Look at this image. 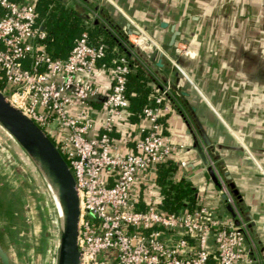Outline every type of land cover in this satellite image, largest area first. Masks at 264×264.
<instances>
[{
	"label": "built area",
	"instance_id": "obj_1",
	"mask_svg": "<svg viewBox=\"0 0 264 264\" xmlns=\"http://www.w3.org/2000/svg\"><path fill=\"white\" fill-rule=\"evenodd\" d=\"M128 22L130 40L144 52L164 51L142 26ZM45 38L33 0H0V90L50 136L76 178L82 264H258L247 223L236 225L208 207L204 195L193 208L161 206L158 165L177 161L188 148L164 131L170 85L133 123L126 56L107 61L108 45L88 30L66 58L52 56ZM183 55L195 57L185 41L169 61L192 82L178 62ZM188 164L178 162L176 175ZM218 194L230 198L223 180Z\"/></svg>",
	"mask_w": 264,
	"mask_h": 264
},
{
	"label": "crops",
	"instance_id": "obj_2",
	"mask_svg": "<svg viewBox=\"0 0 264 264\" xmlns=\"http://www.w3.org/2000/svg\"><path fill=\"white\" fill-rule=\"evenodd\" d=\"M68 1L84 7L93 14V20L100 21V24H95L93 20L88 23L102 28L105 26L117 37L121 28L131 19L162 44L164 39L170 38L172 25L181 33L184 32L181 21L186 18L172 16L181 8L188 13L189 22L197 25L191 38L192 46L199 56L195 61L187 63L192 82L178 76L171 69L159 68L156 73L150 62L137 58L152 74L156 94L167 84H174L179 90L188 93L184 99L171 90L167 99L170 110L163 118L165 133L177 143L188 144V148L179 153L176 159L178 162L188 160L189 164L179 169L177 176L189 181L199 194L204 195L208 207L218 208L221 214L234 222L238 220L239 223H247L248 245L258 259V264H264V175L257 165L259 163L264 169V130L261 128L264 122V51L260 30L257 34L246 33L250 27L261 25L260 1ZM202 43L204 49L201 48ZM198 64L203 73L194 72V69L199 70L195 68ZM204 73L211 82H220L226 91L222 102L213 98L211 87L206 86L203 80L206 76ZM218 74L220 78L216 77ZM203 134L208 136L213 152L219 155L218 159H213ZM0 135H4L2 129ZM196 140L208 156L209 164L204 163L198 148L194 146ZM15 149L20 152L17 146ZM219 161L223 162L237 190L238 199L217 165ZM28 165V170L33 174V168L30 163ZM221 180L230 198L218 194ZM247 218L253 221L252 227Z\"/></svg>",
	"mask_w": 264,
	"mask_h": 264
},
{
	"label": "water",
	"instance_id": "obj_3",
	"mask_svg": "<svg viewBox=\"0 0 264 264\" xmlns=\"http://www.w3.org/2000/svg\"><path fill=\"white\" fill-rule=\"evenodd\" d=\"M67 3L68 6L74 11L75 15L80 17L86 23L93 20V14L87 9L76 3H71L68 0H62ZM95 24H100L98 19L93 20ZM162 25H166L162 23ZM141 26V25H140ZM105 28V26H104ZM142 28H144L142 26ZM126 29V31H125ZM145 29V28H144ZM146 30V29H145ZM109 31V30H108ZM147 31V30H146ZM133 32L131 24L127 21L121 28L119 36H115L111 31L110 33L117 37L118 41L122 44L124 49L129 55L132 56V60L143 68L149 76L152 78V74L147 71L144 65L140 62V59L150 62V66L156 73L159 72V68L171 69L178 76L179 72L174 68L169 61V57L173 56L175 45L180 35V31L171 26V36L163 47V52L153 51L150 53L144 52L142 48L133 43L129 34ZM157 41V40H156ZM158 42V41H157ZM155 52V55L153 54ZM154 56H153V55ZM152 58L150 59V57ZM138 57V58H137ZM190 58L183 55L178 59V62L187 68V63ZM165 79V77H163ZM171 90L177 95L185 99L187 92L179 90V88L172 84ZM0 126L14 138L24 152L29 156L36 168L39 170L41 177L43 178L51 202L54 204L58 224H59V239L56 253V264H82V253L79 248L80 237V196L77 189L76 178L69 167L66 159L59 151L56 144L50 138V136L25 112H23L18 106H16L9 98L0 90ZM206 145L209 150L212 151L213 159H218L219 155L213 152L212 144L206 134H203ZM205 164H209V158L196 140L195 145ZM240 149H244L243 146H238ZM217 165L220 167L229 187L233 194L238 199V193L231 183V178L228 172L224 169L223 162L219 161ZM214 180L215 176L212 174ZM62 203L63 210L58 202ZM252 227L253 221L247 218ZM235 224L238 225L239 221L235 220ZM0 264H15L11 257V253L8 250V246L0 233Z\"/></svg>",
	"mask_w": 264,
	"mask_h": 264
},
{
	"label": "rangeland",
	"instance_id": "obj_4",
	"mask_svg": "<svg viewBox=\"0 0 264 264\" xmlns=\"http://www.w3.org/2000/svg\"><path fill=\"white\" fill-rule=\"evenodd\" d=\"M259 1L261 25L256 28L250 27L246 33L257 34L260 30L264 51V0ZM187 14L181 8L172 16L174 18L185 17L186 19L181 21V29L184 30L182 35L193 36L197 25L192 21L189 22ZM241 34L242 31L239 33V38ZM168 40L162 41V47H166ZM201 48H205L204 43ZM195 68L199 70L194 69V72L199 74L204 72L199 64ZM186 69L188 71V68ZM206 76L203 79L205 85L211 87L213 98L219 103L222 102L226 91L222 89L220 82L213 83L209 76ZM216 77L220 78V75ZM217 113L220 115L218 111ZM259 125L261 126V123ZM262 125L261 128L264 130V122ZM15 146L17 145L8 134L4 132V135H0V233H3V238L15 264H56L59 233L57 234L56 229L58 220L54 204L43 182L41 185L35 179V175L28 170V157L17 146L20 150L18 153ZM257 165L264 175L263 166L259 163ZM30 166L32 168L31 164Z\"/></svg>",
	"mask_w": 264,
	"mask_h": 264
},
{
	"label": "trees",
	"instance_id": "obj_5",
	"mask_svg": "<svg viewBox=\"0 0 264 264\" xmlns=\"http://www.w3.org/2000/svg\"><path fill=\"white\" fill-rule=\"evenodd\" d=\"M38 10L46 38L44 40L48 52L59 58H66L75 40L88 30L93 40L102 39L107 45V61L113 57L124 55L129 60L131 72L128 76L126 95L129 100L130 120L139 124L144 108L156 97V87L149 74L132 60L117 37L99 26L86 23L76 16L74 11L62 0H33ZM178 162L168 159L158 165L157 184L162 196L161 206L167 211H179L183 207L197 206L198 192L193 185L176 175ZM3 237V233H1Z\"/></svg>",
	"mask_w": 264,
	"mask_h": 264
},
{
	"label": "bare ground",
	"instance_id": "obj_6",
	"mask_svg": "<svg viewBox=\"0 0 264 264\" xmlns=\"http://www.w3.org/2000/svg\"><path fill=\"white\" fill-rule=\"evenodd\" d=\"M0 128L6 133V134H8L1 126H0ZM9 135V134H8ZM10 136V135H9ZM13 140H14V138L12 137V136H10ZM14 142H15V144L21 149V151L28 157V159H29V163L32 165V168H33V174L35 175V179L36 180H38V182L39 183H41V185H43L44 184V186L46 187V190H47V192H48V189H47V186H46V184H45V182H44V180H43V178L41 177V174H40V172H39V170L36 168V166L34 165V163L31 161V159L29 158V156L24 152V150L19 146V144L14 140ZM41 182H40V181ZM42 182H43V184H42ZM49 193V192H48ZM58 202H59V198H58ZM59 204H60V207H61V209L63 210V212H64V209H63V205H62V203L61 202H59ZM56 229H57V234L59 233V224L56 226Z\"/></svg>",
	"mask_w": 264,
	"mask_h": 264
},
{
	"label": "flooded vegetation",
	"instance_id": "obj_7",
	"mask_svg": "<svg viewBox=\"0 0 264 264\" xmlns=\"http://www.w3.org/2000/svg\"><path fill=\"white\" fill-rule=\"evenodd\" d=\"M153 37V36H152ZM182 41H185V42H188L189 43V47L190 49L195 53V57L192 58L191 60H189V62H192V61H195L198 56H199V53L198 51L192 46L193 44V41H192V38L191 36H183L182 33L180 32V35L178 36V39H177V42H176V45L179 43V42H182ZM161 44V43H160ZM175 45V47H176Z\"/></svg>",
	"mask_w": 264,
	"mask_h": 264
}]
</instances>
